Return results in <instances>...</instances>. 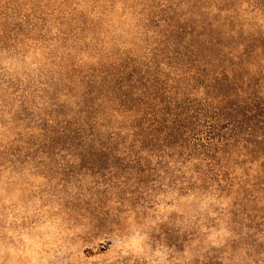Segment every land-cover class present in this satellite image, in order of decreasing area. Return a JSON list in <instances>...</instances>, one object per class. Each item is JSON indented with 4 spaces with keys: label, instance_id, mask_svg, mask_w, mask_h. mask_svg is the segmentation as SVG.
<instances>
[{
    "label": "rangeland",
    "instance_id": "rangeland-1",
    "mask_svg": "<svg viewBox=\"0 0 264 264\" xmlns=\"http://www.w3.org/2000/svg\"><path fill=\"white\" fill-rule=\"evenodd\" d=\"M138 2L0 0V264H264V238L197 198L200 171L218 170L224 189L243 177L207 144L209 128L196 122L186 156L76 133L107 106L90 110L61 83L137 43Z\"/></svg>",
    "mask_w": 264,
    "mask_h": 264
},
{
    "label": "trees",
    "instance_id": "trees-1",
    "mask_svg": "<svg viewBox=\"0 0 264 264\" xmlns=\"http://www.w3.org/2000/svg\"><path fill=\"white\" fill-rule=\"evenodd\" d=\"M138 1L136 18L128 20L137 43L126 38L111 51L119 54L108 53L109 63H92L98 75L61 83L90 110L107 106L76 133L87 141L131 142V151L186 156L196 122L206 126L219 161L243 177L224 189L218 170L200 171L197 198L233 209L234 225L264 238V0ZM240 201L256 207L247 209L252 215L239 216Z\"/></svg>",
    "mask_w": 264,
    "mask_h": 264
}]
</instances>
